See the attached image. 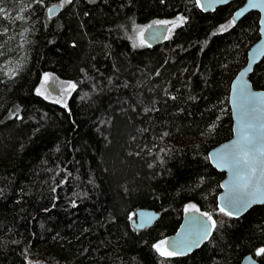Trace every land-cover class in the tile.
<instances>
[{"label": "trees", "instance_id": "trees-1", "mask_svg": "<svg viewBox=\"0 0 264 264\" xmlns=\"http://www.w3.org/2000/svg\"><path fill=\"white\" fill-rule=\"evenodd\" d=\"M242 5L0 0V264H264V206L221 212L208 157L233 135L231 83L260 38L259 12L221 30ZM180 18L134 47V26ZM46 74L76 85L66 106L38 92ZM251 81L264 90V59ZM187 205L216 222L210 239L161 256ZM141 208L161 217L138 230Z\"/></svg>", "mask_w": 264, "mask_h": 264}, {"label": "water", "instance_id": "water-1", "mask_svg": "<svg viewBox=\"0 0 264 264\" xmlns=\"http://www.w3.org/2000/svg\"><path fill=\"white\" fill-rule=\"evenodd\" d=\"M236 1H242L243 5L235 12L232 20L235 18V24H237L249 13L259 12L261 16L259 29L260 38L249 49L246 66L239 71L231 83L229 104L233 119V135L229 140L212 148L208 152L211 165L218 172L225 174V178L221 182L222 191L218 195V209L220 210V207L224 206L227 210L233 212H237V209L228 205L227 198L229 197V188L243 184L244 180L239 178L237 170L231 166L230 163L227 165L225 164V160L230 162L233 155L243 156L245 152H249L254 158L255 166L257 168L256 177L253 184L250 185V190L255 191L256 187L258 186L261 189V192H264V176L261 175V170L264 169V153L261 152V149H264V90L255 88L251 81V76L255 70V67L264 59V0H199L198 2L200 9L203 12L211 13L219 7ZM51 8L54 9V11L51 13V16L58 14L62 10L61 5H55ZM238 12L242 13V15L239 17L236 16V13ZM168 30V25L154 24L151 28H147V31L144 33V39L152 47L161 45L166 40ZM241 74H243L242 78ZM245 84L252 93L257 94L254 100L256 111L252 117V121L256 125V142L253 145H249L245 140V133L247 131L246 120L241 116V107L245 104V101L239 95V91L240 88H242ZM47 89L53 96H61V90L56 83H48ZM256 206H264V195L255 197L254 202L246 209L239 211L238 214L230 217L239 219ZM203 214L204 213L200 211L185 212L177 232L167 239V247L169 250L180 251V245L182 242L192 239V234L195 233L199 228V225L194 223V220L206 222L211 228L210 234L206 239L201 240L199 246L194 247L191 252L178 256H188L194 253L210 239L213 228L211 227V221H209L208 217ZM160 217V213L155 210L141 208L135 212V217L132 220V224L136 229L142 230L153 226L160 219ZM240 264L261 263L257 260V258H255L253 254H249L242 260Z\"/></svg>", "mask_w": 264, "mask_h": 264}, {"label": "snow or ice", "instance_id": "snow-or-ice-1", "mask_svg": "<svg viewBox=\"0 0 264 264\" xmlns=\"http://www.w3.org/2000/svg\"><path fill=\"white\" fill-rule=\"evenodd\" d=\"M199 2V0H197ZM64 3H71V0H64ZM63 5H61L62 7ZM254 6V5H252ZM49 14L54 11L53 8H49ZM242 15V13L238 12L236 13V16L239 17ZM180 22H183V18H180ZM156 25L160 24H167L169 22L167 21H155ZM236 23V19L230 21L229 27L234 25ZM152 25H149V28H151ZM173 27H176V24L173 23ZM221 30H226L224 26H221ZM147 31V29H140L139 30V44L137 46H143L145 45L146 41L144 39V32ZM151 46L150 44L148 45ZM243 74H241L242 78ZM45 82L49 80V76L45 75L44 77ZM76 87L75 84L70 83L68 85V91L74 90ZM39 92V90H38ZM43 94V93H41ZM239 95L244 99L245 104L241 107V116L246 120V133H245V140L249 145H253L256 142V135H255V129L256 125L252 121V117L256 111L254 100L257 96L256 93H252L245 84L242 88H240ZM59 102V101H57ZM66 106V105H65ZM261 152L264 153V149H261ZM231 164L236 170L237 174L240 179L244 180V183L239 186H234L232 188H229V197L227 198L228 205L230 207L236 208L237 212L229 211L224 206L220 207V211L225 213L228 216H233L238 214L239 211H242L246 209L250 204L254 202V198L258 197L260 195H264V192H261V189L257 186L255 191L250 190V185L253 184L257 168L255 166V160L250 155L249 152H245L243 156L239 155H233L232 160L229 162L225 160V164ZM261 175L264 176V169L261 170ZM258 184V182H257ZM188 211H199L195 208L194 205L189 206L187 209ZM203 215L208 217V220L211 221V227L214 228L216 225V222L212 220V217L208 215L207 213H204ZM194 223L199 225L198 230L192 234V239L188 241L182 242L180 245L181 250L175 251V250H169L167 247L168 241H163L161 244H157L154 247L156 250L160 253L161 256H175V255H184L188 252H191L194 247H198L201 240H204L208 237L210 234L211 228L206 222H202L199 220H194ZM257 255H264V248H261L258 250Z\"/></svg>", "mask_w": 264, "mask_h": 264}, {"label": "rangeland", "instance_id": "rangeland-1", "mask_svg": "<svg viewBox=\"0 0 264 264\" xmlns=\"http://www.w3.org/2000/svg\"><path fill=\"white\" fill-rule=\"evenodd\" d=\"M156 21V20H155ZM154 20L153 21H151V22H149V23H147V24H140V25H138V26H136L132 31H131V40H132V43H133V45H134V47H144V46H147L148 44H147V42L145 43V45H143V46H137L138 44H139V35H138V33H139V30L140 29H147L148 27H149V25H153V24H155L154 22H155ZM157 21H167V22H169V23H167V24H170V35L177 29V27L181 24V22H180V19H163V20H157ZM173 23H175L176 24V27H173ZM224 27L225 28H228L229 27V23H227V24H225L224 25ZM145 33V32H144ZM46 75H48L49 76V80L47 81V82H45V80H44V77L45 76H43V78H42V80H41V83H40V85H39V88H38V90H39V93H43L42 95H49V96H53L49 91H48V89H47V84L48 83H50V82H54V83H56L57 85H58V87H59V89L61 90V96L60 97H56V96H54L55 98H56V100L57 101H59V103H63V105H67V103H68V99H69V97L71 96V94L73 93V91L76 89V87H75V89L74 90H70V91H68V90H66V89H68V85L70 84V83H73V82H67V81H64V80H61V79H59L58 77H56V76H54V75H52V74H46ZM74 84V83H73ZM189 206H191V205H187L186 206V211H188L187 209L189 208ZM195 206V205H194ZM195 208L196 209H198V207L197 206H195ZM163 241H167L166 239H164V240H162V241H159L158 243H156V245L157 244H161ZM32 264H42V263H37V262H32Z\"/></svg>", "mask_w": 264, "mask_h": 264}, {"label": "flooded vegetation", "instance_id": "flooded-vegetation-1", "mask_svg": "<svg viewBox=\"0 0 264 264\" xmlns=\"http://www.w3.org/2000/svg\"><path fill=\"white\" fill-rule=\"evenodd\" d=\"M153 25H154V24H153ZM165 25H168V27H169L168 34H167V37H166V39H169V38L172 37V35L174 34L175 31L170 35V27H171V26H170V24H165ZM137 26H138V25H137ZM135 27H136V26H134L133 29H134Z\"/></svg>", "mask_w": 264, "mask_h": 264}, {"label": "bare ground", "instance_id": "bare-ground-1", "mask_svg": "<svg viewBox=\"0 0 264 264\" xmlns=\"http://www.w3.org/2000/svg\"><path fill=\"white\" fill-rule=\"evenodd\" d=\"M242 7V6H241ZM233 18V17H232Z\"/></svg>", "mask_w": 264, "mask_h": 264}]
</instances>
